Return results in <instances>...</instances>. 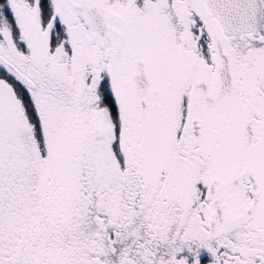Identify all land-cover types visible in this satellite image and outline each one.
Returning a JSON list of instances; mask_svg holds the SVG:
<instances>
[{
    "label": "snow or ice",
    "instance_id": "obj_1",
    "mask_svg": "<svg viewBox=\"0 0 264 264\" xmlns=\"http://www.w3.org/2000/svg\"><path fill=\"white\" fill-rule=\"evenodd\" d=\"M0 264H264V0H0Z\"/></svg>",
    "mask_w": 264,
    "mask_h": 264
}]
</instances>
